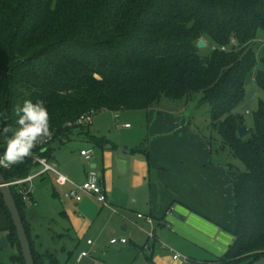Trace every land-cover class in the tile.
I'll return each mask as SVG.
<instances>
[{
    "label": "trees",
    "instance_id": "1",
    "mask_svg": "<svg viewBox=\"0 0 264 264\" xmlns=\"http://www.w3.org/2000/svg\"><path fill=\"white\" fill-rule=\"evenodd\" d=\"M259 31L264 33V0H0V112L6 116L0 127L15 126L16 109L25 100H39L49 111L53 143L62 142L74 129L83 130L66 125L83 113L147 110L162 99L201 93L221 138L215 149L207 143L212 156L225 161L236 222L234 240L216 264H252L264 256V98L244 138L237 135L243 118L235 109L257 62ZM201 38L208 47L204 56L197 48ZM254 81L264 94V70ZM134 151L148 157L145 144ZM52 152L51 145L34 149L23 163L0 172L7 182L23 179L38 167L36 158ZM10 190L34 264H41L51 255L34 249L24 220L27 204L15 186ZM0 208L15 251L0 264H24L1 195Z\"/></svg>",
    "mask_w": 264,
    "mask_h": 264
},
{
    "label": "crops",
    "instance_id": "2",
    "mask_svg": "<svg viewBox=\"0 0 264 264\" xmlns=\"http://www.w3.org/2000/svg\"><path fill=\"white\" fill-rule=\"evenodd\" d=\"M159 106L142 110L149 121L146 137L129 140L130 135L118 132L130 126L118 124L117 112L114 139L91 140L102 138L93 121L85 128L87 142L76 143L79 152L70 142L71 133L52 143L51 161L72 182L81 184L90 170L100 175L107 205L87 194L80 201L65 198L69 186L55 185L49 173L35 177L24 220L37 253L51 255L41 264H74L77 259V264H216L227 252L236 222L225 161L212 156L207 140L196 134L182 108ZM124 144L128 147L122 152ZM140 144H145L147 158L134 151ZM82 150L89 151V160L81 156ZM119 159L125 161L122 172ZM46 201L52 202L50 207ZM7 228L0 208V235L5 236ZM121 237L126 244H109ZM81 251L88 255L78 258Z\"/></svg>",
    "mask_w": 264,
    "mask_h": 264
},
{
    "label": "rangeland",
    "instance_id": "3",
    "mask_svg": "<svg viewBox=\"0 0 264 264\" xmlns=\"http://www.w3.org/2000/svg\"><path fill=\"white\" fill-rule=\"evenodd\" d=\"M203 39V38H202ZM257 44H255L254 49L256 52V65L251 70V72L248 74L246 80H245V97L244 100L237 106L235 109V114L238 116H241L243 120L239 122V126L245 125L246 128H251L253 126V114L257 110V106L260 100L264 98L263 92L258 89L255 85L254 77L257 71L264 70V66L261 63V60L264 58V33L262 31L258 32L257 36ZM200 51V55L204 56L208 52V47L205 48H198ZM201 93H195L191 97L187 99H182L178 101H172L167 99H162L160 106H166L173 105V107L176 108H182L183 114L185 117H187L189 120H191V126L195 129L196 134L198 136L204 137L207 141H210L213 145V148L215 149V145H221V138L218 133V127H214L212 120L210 118L209 113V105L205 102H201ZM119 114V123H128L130 128H123L118 130V132H122V135H130L129 140L136 139L138 137H141L142 135L146 137L147 134V126H148V118L146 116V113L142 110L138 111H130V110H123L118 112ZM97 122L99 124L98 127H100V132H97L98 135L102 138L107 139H114L115 135V128L117 124L115 123V119L113 116V112L111 111H101L96 113L93 116L92 122ZM101 125V126H100ZM89 127V126H87ZM87 127H83V131L81 132V129H74L71 132V143H73V146L77 148V152L80 150V146L76 144L80 141H86L85 139V131ZM86 128V129H85ZM90 128V127H89ZM88 128V129H89ZM85 129V130H84ZM93 130V129H92ZM91 130V131H92ZM79 137V138H77ZM117 138V137H116ZM87 146H90V144L86 143ZM127 146V144H124L121 146V150ZM128 147V146H127ZM229 152L228 149H225L224 156L226 157V154ZM224 157V158H225ZM227 159L237 166L240 170L243 169V165L241 162L235 158H233L231 155L227 157ZM37 180H35L36 182ZM49 191L52 190V185L50 183V180H47ZM44 192V190H41ZM46 200V199H45ZM47 202V206H49L50 203L53 202V204H56L59 206L58 200H52V202ZM51 205V204H50ZM50 207V206H49ZM52 208V206H51ZM12 251L7 248V250H0V261H3L5 263H9L11 255H13Z\"/></svg>",
    "mask_w": 264,
    "mask_h": 264
},
{
    "label": "built area",
    "instance_id": "4",
    "mask_svg": "<svg viewBox=\"0 0 264 264\" xmlns=\"http://www.w3.org/2000/svg\"><path fill=\"white\" fill-rule=\"evenodd\" d=\"M221 50H226L227 47L220 46ZM211 49H215V46H212ZM94 116V112L89 111L86 113L81 114L74 122H68L67 126H88L91 124L92 119ZM117 115H115L116 117ZM125 126H129L128 124H125ZM55 133L52 132L51 135L48 138H45L42 140L41 143L37 145L35 149H41L42 151L47 148V146L52 145L54 140ZM81 156L87 161L90 159V153L87 150H82L80 152ZM36 161L38 162V170L36 173L30 174L27 177L23 179H16L13 181L8 182L9 186H15L18 194L21 195L23 201L26 202V204L30 203V192L32 191V180L37 177L44 175L46 173H49L52 175V180L55 185L59 187H64L66 185L69 186L68 189L65 190L63 196L65 198L72 199L74 201H80L84 194H87L89 196L94 197L100 204L107 205V199L105 190L102 187V181L100 175L94 171L90 170L87 173V177L84 182L81 184H76L72 182L69 178H67L64 174H62L56 167L55 163L51 161V157H38L36 158ZM0 169H9V168H3L0 167ZM138 217H143L142 214H138ZM145 219L148 222H151V218L149 216H146ZM151 235V234H150ZM152 236V235H151ZM87 244H92L91 240L86 241ZM127 243V239L125 237L121 238H111L109 240L110 245H124ZM88 253L86 251H81L79 253L78 258L87 256ZM178 254H174L173 258H178ZM78 260V259H77ZM77 260L74 264H77Z\"/></svg>",
    "mask_w": 264,
    "mask_h": 264
},
{
    "label": "clouds",
    "instance_id": "5",
    "mask_svg": "<svg viewBox=\"0 0 264 264\" xmlns=\"http://www.w3.org/2000/svg\"><path fill=\"white\" fill-rule=\"evenodd\" d=\"M6 120L0 112V121ZM51 135L49 111L44 103L25 100L16 109L15 126L0 127L3 148L0 149V167L11 168L33 155V150Z\"/></svg>",
    "mask_w": 264,
    "mask_h": 264
},
{
    "label": "water",
    "instance_id": "6",
    "mask_svg": "<svg viewBox=\"0 0 264 264\" xmlns=\"http://www.w3.org/2000/svg\"><path fill=\"white\" fill-rule=\"evenodd\" d=\"M205 47H207V42L202 38L199 39L197 41V48H205ZM248 132L249 131L245 125L239 126L237 128V135L239 138H244L246 135H248ZM124 148H127V146H125ZM117 164H118V168L122 172V170H124L125 168V161L119 159L117 161ZM0 195L2 197L5 208L8 210L11 222L14 226L20 251L24 260V264H34L30 242L22 221V217L12 196L10 186L8 182L4 179L1 172H0ZM7 248H8V240L6 236L0 235V250H7ZM252 264H264V256L260 257Z\"/></svg>",
    "mask_w": 264,
    "mask_h": 264
}]
</instances>
